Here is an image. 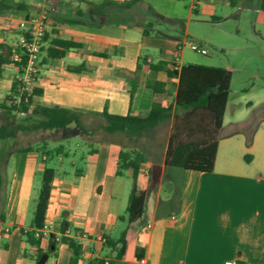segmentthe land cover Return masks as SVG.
<instances>
[{"label":"crops","instance_id":"obj_1","mask_svg":"<svg viewBox=\"0 0 264 264\" xmlns=\"http://www.w3.org/2000/svg\"><path fill=\"white\" fill-rule=\"evenodd\" d=\"M17 1H24L28 8L0 12L2 58L6 57L5 47H11L12 52L17 49V21L42 8L40 0ZM88 1L102 0H46L43 4L54 8L44 46L51 37L79 45L59 59H51L45 50L41 51L33 85L42 93L32 97L34 104L98 113L106 109L116 115L143 114L154 103L173 105L178 76L169 77L165 69H137L138 61L165 62L170 70H179L184 65L179 59L181 39L188 36L186 25L193 13L199 14V4L209 9L211 19H219L211 13L218 1L232 6L228 0H141L139 5L154 22L149 33H144L141 26L112 22L111 16L109 22L99 24L64 21L75 10L88 12ZM262 17L259 15L264 22ZM178 20L184 21L183 30ZM6 58L15 62L11 55ZM12 61L0 63V103L10 92L14 78L21 77ZM148 80L164 83L165 90L154 92L147 86ZM227 103L228 99L212 171L166 165L164 153L161 161L150 159L140 165L141 172L151 175L144 212L136 225L144 264H224L228 260L264 264V116L248 114L227 120ZM175 113L181 116L183 112L173 105L171 118L160 122L157 131L169 120L170 131ZM97 133L74 134L83 141L82 147L77 145L79 148L61 141H44L26 145L33 147L30 151L8 156L4 165L7 188L5 218L0 222V264H69L73 251L67 243L53 245V239L45 236L38 246L31 245L22 233L33 229L32 217L45 167L55 171L45 221L52 222L54 233L61 232L59 226L65 221L70 231L88 234L79 241L77 264L105 259L123 264L115 258L117 245L107 243L116 240L127 226L132 171L117 173L118 154L131 146L139 148L142 143H127L121 136L104 138L103 133L100 139L90 140ZM198 136L197 141L203 140ZM209 136L212 138V132ZM58 145L63 146L62 154L43 153ZM245 155L251 156L249 160ZM64 156L70 157L69 163L63 162ZM53 158L52 166L48 162ZM100 235L106 237V243L99 242ZM39 249L45 255L37 260ZM138 260L125 264H140Z\"/></svg>","mask_w":264,"mask_h":264},{"label":"trees","instance_id":"obj_2","mask_svg":"<svg viewBox=\"0 0 264 264\" xmlns=\"http://www.w3.org/2000/svg\"><path fill=\"white\" fill-rule=\"evenodd\" d=\"M141 0H127L116 2L102 0L100 2H89L91 7L88 12L75 10L74 14L64 21L71 24H99L109 22L123 23L143 27L144 33H149L154 22L146 14L145 7L139 5ZM231 5L236 0H228ZM27 3L17 0H0V12L6 10H26ZM259 9L264 13V0H259ZM26 17V16H25ZM87 19H90L87 20ZM212 17V20H217ZM92 21V22H91ZM93 21H95L93 23ZM164 21H169L165 19ZM180 22L181 30L184 21ZM48 34L44 36L47 41ZM78 43L69 39L51 37L48 44L41 46V51L45 50L47 57L51 59L62 58L70 48L78 47ZM4 47V46H3ZM6 57L12 54V48H4ZM0 55V63L10 62ZM26 58L23 56L21 62H13L17 65L19 73H23ZM40 61L37 65V70ZM148 67L153 70L165 69L169 77L178 76V83L174 96V106L182 110V115L174 114V121L170 128L164 153V163L183 169H193L202 172H210L214 168L217 153V137L222 127L224 111L229 95L230 82L232 78L231 70L220 66H208L202 64L188 63L182 65L179 70H170L165 66V62L147 64L145 60H139L137 69ZM147 86L154 92L165 90V84L158 81L148 80ZM20 80L14 78L10 92L0 103V109L8 114L22 112L25 117L13 124L0 125V139L12 137L18 130L37 131L40 129H61L63 136L74 134L90 135L95 132L103 133L104 138L111 136H121L127 143L134 142L142 145L139 148L131 146L121 150L118 154L119 163L117 173L122 170L131 169L132 184L128 195L126 206L127 226L121 231L119 237L114 241H107L109 246H116L115 258L123 264L131 262L133 259H141L144 256V249L137 244V223L141 220L144 212L145 201L149 194L151 175L148 171H140V165L152 159L161 161V156L153 144L157 141V126L160 122L168 120L172 116L173 105L165 103H154L143 114L139 115H116L109 113L106 109L102 112H86L83 110L63 107L59 105L34 104L32 97L40 95L42 90L36 86H31L30 90L20 92ZM134 85L131 86L132 94ZM72 124V126H71ZM213 136L210 138V133ZM201 135L203 140L197 141ZM208 136L207 140L205 138ZM32 146L14 148L3 158L0 165V222L4 221L3 207L7 181L4 175V165L8 156L13 152H23L32 150ZM47 155H60L63 153V146L58 145L51 150H43ZM250 155H245L249 160ZM54 169L45 167L41 175V185L36 199V205L32 217L33 229L22 231L26 241L31 245H39L40 236H35V230L43 226L45 213L48 205ZM122 218V216H120ZM67 223L60 224L61 232L65 231ZM63 242L67 243L73 253L69 264H77L80 258V244L75 240L63 237ZM51 244L55 245L54 240ZM38 259L45 255L40 252ZM92 264V263H90ZM98 264H104L102 260ZM108 264H114L108 262ZM237 264H246L238 261Z\"/></svg>","mask_w":264,"mask_h":264},{"label":"rangeland","instance_id":"obj_3","mask_svg":"<svg viewBox=\"0 0 264 264\" xmlns=\"http://www.w3.org/2000/svg\"><path fill=\"white\" fill-rule=\"evenodd\" d=\"M209 9L199 4V14H194L186 25L188 36L182 38L179 59L182 63L213 65L229 68L232 72L226 118L245 117L246 115L264 116V14L260 12L259 0H237L232 6L218 1L211 13L218 16L212 20ZM260 13V14H259ZM193 42L206 49L202 54L191 49L186 43ZM25 117L22 112L8 114L0 109V125L13 124ZM263 121V120H261ZM169 121L158 130L157 141L153 144L160 156L166 146ZM84 136V134H82ZM102 133L93 135L90 140H98ZM44 141H61L74 148L83 146V141L75 135L63 138L61 129H40L37 131L18 130L12 137L0 139V165L4 156L14 148L26 145H40ZM41 147V146H40ZM42 148V147H41ZM51 159L48 164L54 165ZM65 164L69 156L63 157ZM4 170V175L6 176ZM131 185V181H130Z\"/></svg>","mask_w":264,"mask_h":264},{"label":"built area","instance_id":"obj_4","mask_svg":"<svg viewBox=\"0 0 264 264\" xmlns=\"http://www.w3.org/2000/svg\"><path fill=\"white\" fill-rule=\"evenodd\" d=\"M40 2L42 4V8L37 13L23 17L17 21V28L20 30V34L17 49L12 52L11 58L15 62H21L23 56L26 58L23 73L19 78L21 85L20 92L30 90V87L33 86L41 53V46L44 43V36L48 30L51 12L54 11L53 7L47 8L43 6L46 0H40ZM186 44L197 52L202 54L207 53L206 49L202 48L199 44L191 41ZM182 47L183 44L179 46V49ZM147 227H151V224H148ZM52 228V222L44 221L43 226L35 230V236H40V238L49 236L54 240V242H62V238L67 237L75 240L77 243H79L82 239L88 238V234L81 230L72 232L66 228L64 232L54 233ZM97 239L102 244L106 243L107 240L103 235H100ZM138 261L140 264L145 263L143 258ZM103 262L104 264H108L109 261L105 259ZM92 264H98V261L94 260ZM224 264H237V261L228 260Z\"/></svg>","mask_w":264,"mask_h":264}]
</instances>
